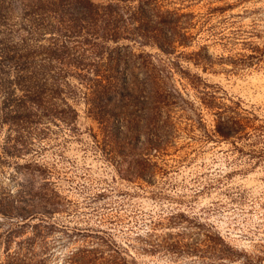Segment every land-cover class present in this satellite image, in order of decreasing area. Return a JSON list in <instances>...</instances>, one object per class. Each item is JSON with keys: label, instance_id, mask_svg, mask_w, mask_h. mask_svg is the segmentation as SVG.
Segmentation results:
<instances>
[{"label": "rangeland", "instance_id": "obj_1", "mask_svg": "<svg viewBox=\"0 0 264 264\" xmlns=\"http://www.w3.org/2000/svg\"><path fill=\"white\" fill-rule=\"evenodd\" d=\"M25 3L0 54L52 41ZM150 3L84 69L38 55L40 97L0 63V264H264V0Z\"/></svg>", "mask_w": 264, "mask_h": 264}, {"label": "trees", "instance_id": "obj_2", "mask_svg": "<svg viewBox=\"0 0 264 264\" xmlns=\"http://www.w3.org/2000/svg\"><path fill=\"white\" fill-rule=\"evenodd\" d=\"M12 1L0 0V21L6 5H10ZM132 1L134 0H106L105 4H98L94 0H25L26 15L29 17V24H32L28 33L37 35L54 30V36L51 43L41 52L32 48L28 39H24L20 45L22 54L19 56L15 55L16 50H19L16 46H13V56L5 54L3 48L0 63H19L25 60L19 67L22 71H28L34 59L40 55L43 60H47L48 67L53 66V61H57L84 69L88 49L83 46L89 45V49L99 47L100 55L103 45L99 40H105L108 36L118 39L122 35L120 29H124L125 24H139L137 29L143 33L142 36L147 35L145 25L149 24L152 17L150 0H138L137 5L124 11L125 3ZM155 39L160 48L165 50L164 44L158 38ZM5 52L9 53L6 50ZM29 59L31 62H28ZM33 66L30 76L24 77L34 80L35 85L40 87L36 92L37 97H40L43 93L41 90L47 83V75L40 67L37 69L36 64ZM116 70L119 71L118 66Z\"/></svg>", "mask_w": 264, "mask_h": 264}]
</instances>
